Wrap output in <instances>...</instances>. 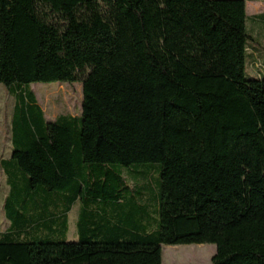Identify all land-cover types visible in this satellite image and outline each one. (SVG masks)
<instances>
[{"label": "trees", "instance_id": "16d2710c", "mask_svg": "<svg viewBox=\"0 0 264 264\" xmlns=\"http://www.w3.org/2000/svg\"><path fill=\"white\" fill-rule=\"evenodd\" d=\"M254 42L245 0H0L14 98L0 264H162L163 246L205 244L210 264H264ZM58 82L82 83V112L51 122L30 86ZM157 172L151 214L140 176Z\"/></svg>", "mask_w": 264, "mask_h": 264}, {"label": "rangeland", "instance_id": "374dc122", "mask_svg": "<svg viewBox=\"0 0 264 264\" xmlns=\"http://www.w3.org/2000/svg\"><path fill=\"white\" fill-rule=\"evenodd\" d=\"M38 104L43 109L48 121H55L59 116L70 115L78 117L82 112V83H35L30 86ZM14 109V98L9 94L5 86L0 84V232L3 233L10 228V221L6 217L5 201L9 194V185L6 175L2 169V162L12 157V119ZM144 170L145 166L134 167ZM147 181L146 192L150 199V210L158 198V172L156 176L150 173L140 176ZM128 179L132 180L129 176ZM145 192V190H144ZM79 216V204L74 206L69 215L68 242H77V221ZM49 234L46 231L34 230L28 241L35 239L47 240ZM216 253L214 245H181L163 246L162 264H210Z\"/></svg>", "mask_w": 264, "mask_h": 264}, {"label": "crops", "instance_id": "0c3cea01", "mask_svg": "<svg viewBox=\"0 0 264 264\" xmlns=\"http://www.w3.org/2000/svg\"><path fill=\"white\" fill-rule=\"evenodd\" d=\"M247 30L255 38L248 48L249 64L247 73L253 78L264 77V69L257 68V63H264V0H245Z\"/></svg>", "mask_w": 264, "mask_h": 264}]
</instances>
